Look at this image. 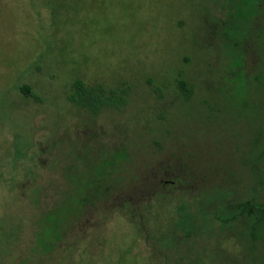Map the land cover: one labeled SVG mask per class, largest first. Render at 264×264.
I'll list each match as a JSON object with an SVG mask.
<instances>
[{"label":"rangeland","instance_id":"1","mask_svg":"<svg viewBox=\"0 0 264 264\" xmlns=\"http://www.w3.org/2000/svg\"><path fill=\"white\" fill-rule=\"evenodd\" d=\"M77 80L126 105L73 106ZM95 169L105 198L50 216ZM244 201L264 204V0H0V264H264V221L214 215Z\"/></svg>","mask_w":264,"mask_h":264},{"label":"trees","instance_id":"2","mask_svg":"<svg viewBox=\"0 0 264 264\" xmlns=\"http://www.w3.org/2000/svg\"><path fill=\"white\" fill-rule=\"evenodd\" d=\"M125 86V85H124ZM179 86L183 92V94L188 97L192 93L191 88L188 86V83L184 80L179 82ZM21 91L26 94L30 95L31 87L30 86H23L21 87ZM127 90L122 88L120 90L117 89H106L103 85H87L82 80H77L73 84V93L67 97L69 103L73 106L87 111L89 114L93 116L99 115L101 112L107 109H115L121 108L122 106L126 105L127 102ZM97 171V176L92 177L91 184L83 185L79 187V191L84 193V197L82 199H78L76 203L68 201L64 203L62 208H59L53 212H51L50 216H55L61 213H80L85 212L83 210V206H88L89 204L93 203L96 199L100 197L105 198L104 195L108 193V186L104 182H101L99 177L101 176V170H94ZM169 183H173V181H169ZM229 209L232 214L230 213L229 217H224L223 215L216 213L215 218L222 222V226L226 228L232 220L238 219V217L247 215L250 218H255L258 221H264V204H256L251 201H244L237 204H230ZM236 210V213L234 212ZM55 219V218H53ZM57 222V221H56ZM55 222L53 225L54 229L51 231L50 234H57L58 232V224ZM255 229V226L253 227ZM251 237L253 241H256V234L251 232Z\"/></svg>","mask_w":264,"mask_h":264},{"label":"flooded vegetation","instance_id":"3","mask_svg":"<svg viewBox=\"0 0 264 264\" xmlns=\"http://www.w3.org/2000/svg\"><path fill=\"white\" fill-rule=\"evenodd\" d=\"M229 11H230V13H232V10H231V8L230 9H228ZM228 12V11H227Z\"/></svg>","mask_w":264,"mask_h":264}]
</instances>
